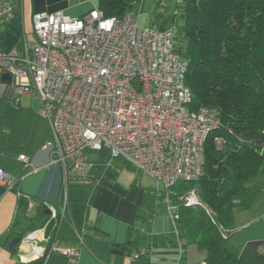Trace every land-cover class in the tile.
<instances>
[{"label":"built area","instance_id":"built-area-1","mask_svg":"<svg viewBox=\"0 0 264 264\" xmlns=\"http://www.w3.org/2000/svg\"><path fill=\"white\" fill-rule=\"evenodd\" d=\"M142 2L135 4L137 11L121 17H107L99 9L82 18L61 11L35 13L36 41L24 37L21 49L5 52L1 29L14 8L9 0H0V97L13 90L18 103L25 95L40 101L50 133L40 148L43 165L61 168L65 186L70 177L87 180L85 151L104 147L111 160L122 156L160 183L177 239L174 264H184L188 243L180 234L170 189L205 175V144L221 126L220 112L190 108L192 93L185 82L189 63L176 52L175 27H141ZM5 73L11 76L8 82L1 80ZM18 159L30 172L40 169L27 155ZM24 176L0 168V185L26 200V212L31 213L40 201L19 190ZM179 201L187 207L204 206L194 192ZM66 205V193L60 210L44 203L50 220L20 238L18 247L27 251L22 260H39L53 249V244L46 248L42 243L57 238ZM50 224L55 231L47 236ZM231 233L221 228L223 238ZM61 252L76 264L79 250ZM147 254L144 247L133 251L130 264H143Z\"/></svg>","mask_w":264,"mask_h":264},{"label":"crops","instance_id":"crops-1","mask_svg":"<svg viewBox=\"0 0 264 264\" xmlns=\"http://www.w3.org/2000/svg\"><path fill=\"white\" fill-rule=\"evenodd\" d=\"M9 1L14 10L10 21L4 24L2 42L5 33L12 30V21L20 18L22 32L18 43H22L24 37L28 41V35L34 34L35 13L61 11L82 18L93 9H108L115 0ZM17 44L16 49H21L22 44L21 48ZM0 99V168L14 175L25 174L19 190L43 205L48 203L60 210L65 193L67 196L66 216L57 238L42 243L46 248L53 244L43 264H72L61 252L67 249L79 250L76 264H130L133 251L116 253L113 246L130 244L128 247L135 251L145 247L148 240L151 248L143 264H174L177 239L160 183L122 156L111 160L104 147L85 151L87 180L70 177L65 186L61 168L43 165L46 158L40 148L50 133L48 122L40 114L39 100L25 95L18 103L13 90ZM4 105L13 107L12 115L3 114ZM21 154L32 158L40 169L30 172L19 161ZM21 200L15 191L0 185V264L31 263L21 259L27 251H21L18 245L14 249L8 247L14 237L30 231V219L38 214L37 210L27 213ZM47 210L45 213L50 216ZM234 223L236 231L228 241L229 249L241 264H264V191L249 210L235 214ZM51 235L47 232V236ZM187 256L184 264H188Z\"/></svg>","mask_w":264,"mask_h":264},{"label":"trees","instance_id":"trees-1","mask_svg":"<svg viewBox=\"0 0 264 264\" xmlns=\"http://www.w3.org/2000/svg\"><path fill=\"white\" fill-rule=\"evenodd\" d=\"M138 1L115 0L103 13L121 17ZM177 16L183 24L175 45L189 63L185 82L192 93L190 108L217 109L221 126L205 144V175L177 183L170 189V199L177 207L182 238L203 253L206 264H241L228 247L236 231L235 214L249 210L264 191L248 185L264 175V0H179L174 16L153 27H175ZM193 188L204 206L187 207L179 201ZM21 201L26 208L27 201ZM36 210L28 232L50 220L42 203ZM52 228L50 224L49 235ZM221 228L232 231L228 238L222 237ZM129 245H114L112 250L134 251ZM44 258L30 264H43Z\"/></svg>","mask_w":264,"mask_h":264},{"label":"rangeland","instance_id":"rangeland-1","mask_svg":"<svg viewBox=\"0 0 264 264\" xmlns=\"http://www.w3.org/2000/svg\"><path fill=\"white\" fill-rule=\"evenodd\" d=\"M142 1V0H141ZM179 0H143L141 16L139 20V24L141 27H153L155 24L159 23L163 20H168L172 18L176 12L177 5ZM132 11H137V7H133ZM183 24V18L180 16L176 17V25H175V34L180 35ZM6 26H3L1 29V34L4 33ZM36 36L34 34L28 35V41H35ZM21 42L17 44V48H21ZM3 100V99H0ZM40 102V101H39ZM13 107L11 105H4L3 114L12 115ZM219 148L222 147V144H218ZM264 175H257L250 182L249 186L252 185H264ZM194 192L196 196H198L196 189L193 188L191 191L187 192V194ZM186 194V195H187ZM185 196V195H184ZM259 197V196H258ZM199 198V196H198ZM187 263L188 264H199L201 260L204 259L203 253H201L195 246L190 245L187 248Z\"/></svg>","mask_w":264,"mask_h":264},{"label":"water","instance_id":"water-1","mask_svg":"<svg viewBox=\"0 0 264 264\" xmlns=\"http://www.w3.org/2000/svg\"><path fill=\"white\" fill-rule=\"evenodd\" d=\"M11 31H8L5 33L3 37V46L5 48V52H9L12 50L15 45L18 43L19 40V34L22 32V25H21V19L15 18L11 23ZM2 81L8 82L11 80V76L8 73H5L2 75L1 78ZM47 214H50V212L47 210ZM20 236L14 237L11 242L9 243L8 247L10 249H14L17 247L18 243L20 242Z\"/></svg>","mask_w":264,"mask_h":264}]
</instances>
